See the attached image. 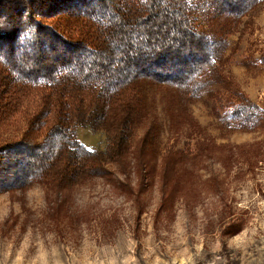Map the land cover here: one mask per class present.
<instances>
[{
	"label": "trees",
	"instance_id": "obj_1",
	"mask_svg": "<svg viewBox=\"0 0 264 264\" xmlns=\"http://www.w3.org/2000/svg\"><path fill=\"white\" fill-rule=\"evenodd\" d=\"M260 2L0 0V193L41 184L52 217L68 220L71 190L87 181L104 180L137 207L156 181L164 211L180 195L187 153L169 145L157 164L155 122L131 145L141 93L160 88L169 118L192 122L187 105L202 91L231 88L226 38ZM203 9L210 26L197 18ZM232 90L219 120L257 127L264 109ZM76 125L103 131L104 149L85 147Z\"/></svg>",
	"mask_w": 264,
	"mask_h": 264
},
{
	"label": "rangeland",
	"instance_id": "obj_2",
	"mask_svg": "<svg viewBox=\"0 0 264 264\" xmlns=\"http://www.w3.org/2000/svg\"><path fill=\"white\" fill-rule=\"evenodd\" d=\"M197 18L212 25L205 9ZM241 20L226 38L223 73L264 109V0ZM231 88L202 91L187 105L192 122L169 118L160 88L142 91L131 145L155 122L157 164L169 145L187 153L180 195L164 211L156 181L138 207L104 180L87 181L71 190L68 220L52 217L41 184L1 192L0 264H264V111L247 131L221 122ZM74 131L85 147L104 149L103 131Z\"/></svg>",
	"mask_w": 264,
	"mask_h": 264
}]
</instances>
